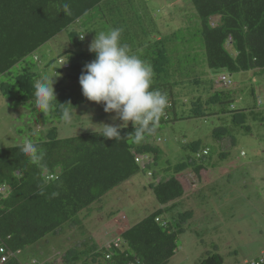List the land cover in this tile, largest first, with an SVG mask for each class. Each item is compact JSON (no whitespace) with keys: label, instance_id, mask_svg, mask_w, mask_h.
<instances>
[{"label":"trees","instance_id":"trees-1","mask_svg":"<svg viewBox=\"0 0 264 264\" xmlns=\"http://www.w3.org/2000/svg\"><path fill=\"white\" fill-rule=\"evenodd\" d=\"M132 1L126 0L119 6L125 8L124 4H131ZM189 2L198 19L195 32L189 38L185 36L187 28H180L168 35L160 30L154 41L139 40L137 47L131 50V53L152 65L155 73L152 87L161 86L162 93L170 91L169 95L166 93L168 106L155 133L137 143L132 137H127L134 130L132 124L121 129V139L118 141L103 137V130L69 138L59 137L56 126H48L45 132L38 130L36 135L30 130V139L45 150L43 168L28 162V158L20 152L22 144L0 148V189H3L0 192V243L6 251L13 254L21 252L49 235L58 234L66 224L75 223L79 214L89 210L141 170V163H136L137 157H146L147 163L156 161L158 149L151 139L162 130L163 124L205 118L211 115L208 112L209 104L232 101L230 94L214 91L206 99L197 96L190 100L187 116L177 117L171 91L184 86L181 78L175 80L178 73L183 71L181 57L195 61L200 56L193 48L192 53L182 55L183 51L177 47L179 40L186 43L187 48V43L189 45L193 40L200 39L203 64L210 70H221L227 74L264 72V0ZM65 3L69 5L67 11L64 9ZM120 7L116 8L114 0H0V77L4 78L0 81L1 95L13 103L38 109L34 84L42 76L39 70L32 68L37 61L34 55L43 45L53 44L54 39L64 33V41L59 40L58 44L67 48L56 57L58 67L53 68L54 74H62L61 79L54 83L56 98L60 104L70 103L74 108L72 111L85 105L88 100L77 90L79 77L85 64L95 59V54L89 52V46L84 49V39L79 37L83 35L81 24L87 23L88 19L91 20L90 24L103 19L105 13L112 15L116 10L122 12ZM126 35L122 32L121 40L127 39ZM28 57H32L31 62L27 61ZM62 59L64 64L60 66L58 61ZM196 62H191L193 69L201 66ZM50 64L44 68L49 69ZM13 68H16L15 72H12ZM201 79L194 75L185 81L198 86L202 84ZM215 88L227 89L216 85ZM58 103L45 114L60 121L62 108ZM254 110L255 107H229L219 113L230 114L233 124L236 120L247 121L248 117L262 120L263 116ZM197 144L193 142L186 146L194 156L176 164L172 169L174 176L149 184L159 207L122 231L118 248L111 243L97 249L91 243L86 245V255L81 260L65 258V261L68 264H168L178 250L179 236L193 213L192 209L180 210V200L185 192L177 175L186 165H190L199 185L206 186L202 176L210 166L207 159L211 152L207 148L201 149L200 152L207 150V154L197 160ZM40 185H44L43 194H40ZM53 192L59 195L53 197ZM78 245L71 248L72 253L82 248ZM204 255L197 264H225L218 253L206 252ZM2 264L21 262L14 256Z\"/></svg>","mask_w":264,"mask_h":264},{"label":"rangeland","instance_id":"rangeland-1","mask_svg":"<svg viewBox=\"0 0 264 264\" xmlns=\"http://www.w3.org/2000/svg\"><path fill=\"white\" fill-rule=\"evenodd\" d=\"M122 2L126 0H114V5L118 8ZM124 7H120L122 12L116 10L112 15L105 13L103 19L92 24L90 19L88 24H81V32L85 34L82 41L84 49H87L98 32L112 28H122L123 33H127V39L121 42H126L130 50L137 47L139 40L154 41L160 30L168 35L180 28H187V38L195 32L198 19L189 0H133L131 4H124ZM63 35L54 39L53 44L43 45L34 55L37 61L32 68L39 70L42 77L55 76V82L62 76L53 72V68L58 67L56 57L67 48L58 44L64 38ZM178 42L177 47L183 51L182 55L192 53V48L197 49L200 56L196 64L201 66L193 69L192 63L196 60L181 57L183 71L178 73L175 80L181 78L184 86L171 91L177 117L187 116L190 100L197 96L206 99L214 91L230 94L232 101L219 105L209 104L208 112L211 115L205 118L175 120L163 124L162 130L151 139V143L158 149L156 161L147 163L146 158L135 176L78 215L79 218L89 216L91 233L86 232L84 236L78 234L77 224L68 223L58 234L49 235L19 252L17 258L21 264H68L58 254L77 248L78 244L84 250L87 244H99L105 239L114 241L118 225L133 226L159 207L149 184L174 176L173 167L186 161L189 156H194L186 149L193 142H198V152L203 148L211 152L207 159L210 166L207 174L203 173L202 177L206 181L208 179L209 184L203 187L197 185L200 190L182 204L181 211L192 209L193 213L179 236L178 250L168 264H197L206 256V252L220 254L225 264H250L260 256L264 250V72L227 74L221 70H210L203 64L200 39L193 40L189 45L187 43V48L182 40ZM31 59L28 57L27 61L31 62ZM48 63L51 64L46 70L44 67ZM15 70L13 68L12 72ZM222 74L228 77L231 86L216 89L214 83ZM194 75L202 78L201 85H191L185 81ZM2 79L0 77V81ZM156 89L161 91V86ZM77 90L82 94L80 85ZM164 92L168 95L170 93L169 90ZM229 107H255L254 112L262 115L263 119L248 117L247 121L236 120L233 124L230 114L219 113ZM103 109L102 104L88 101L73 111L72 122L68 124L63 120H53L40 109H29L6 100L0 93V148L21 145L25 138L30 139V130L36 135L38 130L45 132L48 126H56L59 137L69 138L85 132L101 131L103 128L100 125L104 123H122L119 120L113 121L115 114L105 113ZM213 112L218 114L212 115ZM214 134L219 136L215 137ZM148 174H153V177ZM180 176L193 180L192 167L186 165L177 175Z\"/></svg>","mask_w":264,"mask_h":264},{"label":"clouds","instance_id":"clouds-1","mask_svg":"<svg viewBox=\"0 0 264 264\" xmlns=\"http://www.w3.org/2000/svg\"><path fill=\"white\" fill-rule=\"evenodd\" d=\"M64 9H69L67 3L64 4ZM122 32V28H112L96 34L89 45V52L95 54V59L85 64L79 84L88 101L102 104L105 113L115 114L113 121L122 122L101 124L103 137L120 140L121 129L131 122L134 130L127 137H132L134 142L139 143L156 132V126L169 101L166 93L152 87L155 75L152 65L131 53L127 44L121 43ZM84 36L85 34L79 37L83 40ZM59 61L64 64L63 59ZM54 77L43 76L34 84L36 106L43 113L49 112L58 103ZM58 104L62 108V120L70 124L74 108L70 103ZM20 152L28 158L31 165L45 167V150L32 139L23 140ZM148 175L151 177V174ZM39 188L40 194H43L44 185ZM58 195L59 193H52L53 197Z\"/></svg>","mask_w":264,"mask_h":264},{"label":"crops","instance_id":"crops-1","mask_svg":"<svg viewBox=\"0 0 264 264\" xmlns=\"http://www.w3.org/2000/svg\"><path fill=\"white\" fill-rule=\"evenodd\" d=\"M61 41L63 42L64 39H62ZM205 174H207V173H205ZM202 177H204V176H202ZM205 177H206V175H205ZM177 178L180 181V183L182 184L184 192H185L184 197L180 200L181 201L180 202L181 203L180 207H182V204L185 202V199H188L192 194H196L200 190L199 188H197V185H199L200 183H199V180L197 179V177H195V175H194L193 180L187 179L184 176H180V178L179 177H177ZM205 184L206 185L209 184V180L208 179H207V181L205 180ZM189 186H191V188ZM188 189H190V190H188ZM190 217H191V215L189 216V219H190ZM88 219H89V216H85V217L81 216V218L78 217L77 219H75V223L77 224V228L79 229V233L78 234L85 235L86 232L91 233L90 232L91 224L88 222ZM78 223H80V224H78ZM130 227L131 226H128V225H121V224L118 225V227L115 230L116 238L119 237V234L122 231H124V230H126V229H128ZM111 243L112 242L107 241L105 239V241H101L99 244H98V242H94L93 246L95 248H97V249H100V248H103V247H107ZM72 252L73 251L70 249V251H67L64 254H58V255H60L64 261H65V258H67L68 260H74L76 258L81 260L82 257L84 255H86V253L84 252V250L82 248H79V253L78 254H80V255H78V256L75 255V253L77 254V252H75V253H72ZM262 252H264V250L261 251V253ZM65 256H67V257H65Z\"/></svg>","mask_w":264,"mask_h":264},{"label":"built area","instance_id":"built-area-1","mask_svg":"<svg viewBox=\"0 0 264 264\" xmlns=\"http://www.w3.org/2000/svg\"><path fill=\"white\" fill-rule=\"evenodd\" d=\"M59 63L61 64V66L63 65L61 61H59ZM215 85L219 88H227L231 85V82L226 76H220L217 78ZM206 154H207V150H204L200 153H197L195 155V158L199 160ZM145 159L146 157L143 158L137 157L136 163H142ZM0 192H3V189H0ZM119 240L120 239H116L115 241L112 242L115 248H118L121 245V241ZM18 253L19 252L13 254L11 252L6 251L5 248L0 243V264L5 263L9 258L16 256ZM250 264H264V252H262L260 256L257 259H254Z\"/></svg>","mask_w":264,"mask_h":264}]
</instances>
